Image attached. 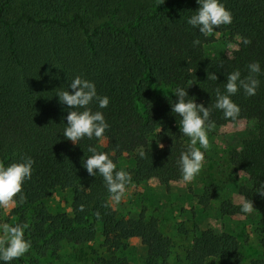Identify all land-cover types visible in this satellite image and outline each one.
<instances>
[{"label": "trees", "instance_id": "1", "mask_svg": "<svg viewBox=\"0 0 264 264\" xmlns=\"http://www.w3.org/2000/svg\"><path fill=\"white\" fill-rule=\"evenodd\" d=\"M221 2L231 11L232 23L203 36L187 24L199 7L196 0H0V165L23 157L35 161L15 220L4 221L26 225L25 239L31 243L11 264H40L50 257L58 261L63 247L97 241L108 258L98 255L92 264H129L118 253L128 250L131 239L148 242L144 264H170L171 242L157 221L140 215L121 222L103 178L89 176L81 162L94 147L108 153L118 171L117 161L127 153L135 182L154 176L167 190L181 179L177 161L189 144L179 131V116L171 111L170 101L177 99L173 90L182 87L187 98L212 109L207 126L218 125L225 119L213 108L217 89L223 93L233 71L247 77V66L255 62L262 69L256 95L240 91L231 99L257 123V137L246 143V154L231 155L230 166L234 174L264 182V0ZM219 34L248 38L252 46L226 61L206 58L204 48ZM196 39L200 44L194 47ZM209 72L216 81L207 80ZM76 75L94 82L98 94L109 98L105 109L89 106L102 111L109 124L103 149L92 139L73 144L63 136L67 106L56 92L67 90ZM150 139L156 148H148ZM68 188L71 216L42 206L50 191ZM252 200L264 213V199L253 195ZM221 213L243 215L228 202ZM185 262L264 264V255L243 262L235 237L206 230L193 237Z\"/></svg>", "mask_w": 264, "mask_h": 264}, {"label": "rangeland", "instance_id": "2", "mask_svg": "<svg viewBox=\"0 0 264 264\" xmlns=\"http://www.w3.org/2000/svg\"><path fill=\"white\" fill-rule=\"evenodd\" d=\"M229 43L238 44V48H229ZM251 46L243 45L235 37L219 34L214 36L213 43L204 48V54L209 59L226 61L241 55ZM257 128V123L243 113L235 123L224 120L208 127L210 147L205 153V165L192 182L172 181L166 190L159 186L154 176L144 182H135L132 178L119 204L109 200L111 208L121 222L140 215L155 219L162 235L171 242L170 264H187L185 251L193 237L206 230L235 237L243 262L261 258L264 255V213L254 206V211L248 215L226 216L221 213L223 203L239 206L242 197L253 201L252 196L258 195L255 193L258 180L243 173L234 174L230 166L232 154H246L245 145L256 139ZM92 140L100 149L106 146L104 138ZM152 141L150 139L149 149L157 147ZM117 169L130 173L133 169L132 156L124 153L117 161ZM41 204L52 214L71 216L72 188L50 191ZM18 208L17 203L0 208L2 225L7 219L15 220L13 215ZM147 246L146 240L131 239L128 250L118 255L126 258L129 264H144ZM98 255L108 258L97 241L81 248L63 247L58 261L50 257L40 264H92Z\"/></svg>", "mask_w": 264, "mask_h": 264}, {"label": "clouds", "instance_id": "3", "mask_svg": "<svg viewBox=\"0 0 264 264\" xmlns=\"http://www.w3.org/2000/svg\"><path fill=\"white\" fill-rule=\"evenodd\" d=\"M196 2L199 7L187 19V24L197 29L201 35H211L221 26L232 23V13L226 9L221 0H196ZM235 39L245 46L251 44V40L239 35ZM199 44V39L193 41L194 47ZM228 47L238 48V44L229 43ZM247 67L249 73L247 77L241 78L239 70L233 71L226 77L223 93L219 89L216 91V102L213 108L221 111L224 119L233 123L240 115V108L231 98L240 91L247 97L255 96L260 85L259 79L256 78L262 72L260 63H251ZM216 79V75L208 73L207 80L216 81ZM173 95L177 99L175 103L170 101L171 111L179 116V131L189 140L187 150L181 152L177 161L181 180L187 184L201 173L205 165V153L210 147L207 122L212 109L198 105L195 98H187L188 93L182 87L175 88ZM56 96L61 105L67 106V124L63 131L65 139L77 144L85 138L89 140L103 138L109 124L102 111H92L89 106L95 103L98 109H105L110 101L107 96L98 94L94 82L76 75L68 84L67 90L62 87L57 89ZM88 152L91 155L82 160V167L89 176H101L109 199L119 204L125 196L127 186L132 183L130 173L125 170L117 171L116 164L108 153L97 152L94 147H89ZM139 155L143 158L145 153L141 151ZM34 163L31 157H23L20 162L7 166L0 165V208L24 202L22 187L27 180L31 179ZM255 193L264 199V182L255 187ZM239 207L243 215L254 211L252 201L246 197H242ZM81 210H83L82 207ZM26 227L20 224L0 225V264H11L29 251L31 243L25 239Z\"/></svg>", "mask_w": 264, "mask_h": 264}]
</instances>
